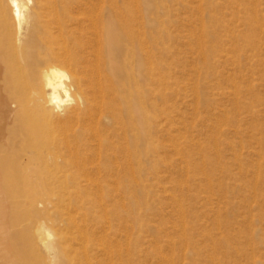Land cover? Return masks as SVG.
Masks as SVG:
<instances>
[{
    "label": "rangeland",
    "instance_id": "rangeland-1",
    "mask_svg": "<svg viewBox=\"0 0 264 264\" xmlns=\"http://www.w3.org/2000/svg\"><path fill=\"white\" fill-rule=\"evenodd\" d=\"M117 1L136 9V105L150 113L136 181L71 205L74 262L264 264V0Z\"/></svg>",
    "mask_w": 264,
    "mask_h": 264
},
{
    "label": "bare ground",
    "instance_id": "bare-ground-1",
    "mask_svg": "<svg viewBox=\"0 0 264 264\" xmlns=\"http://www.w3.org/2000/svg\"><path fill=\"white\" fill-rule=\"evenodd\" d=\"M136 41L132 4L0 0V264H76L74 200L81 212L96 206L87 188L136 181V121L150 113L136 105ZM34 247L45 256L28 259Z\"/></svg>",
    "mask_w": 264,
    "mask_h": 264
}]
</instances>
